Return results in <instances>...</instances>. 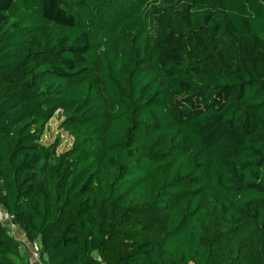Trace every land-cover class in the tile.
Returning a JSON list of instances; mask_svg holds the SVG:
<instances>
[{
  "label": "trees",
  "instance_id": "trees-1",
  "mask_svg": "<svg viewBox=\"0 0 264 264\" xmlns=\"http://www.w3.org/2000/svg\"><path fill=\"white\" fill-rule=\"evenodd\" d=\"M0 205L46 264H264V0H0Z\"/></svg>",
  "mask_w": 264,
  "mask_h": 264
},
{
  "label": "built area",
  "instance_id": "built-area-1",
  "mask_svg": "<svg viewBox=\"0 0 264 264\" xmlns=\"http://www.w3.org/2000/svg\"><path fill=\"white\" fill-rule=\"evenodd\" d=\"M0 221L7 226L10 233L21 243V248L26 254L28 264H46L43 260V245L39 239L30 240L24 234L17 232L18 226L13 221V216L0 205ZM17 234H20L18 236Z\"/></svg>",
  "mask_w": 264,
  "mask_h": 264
},
{
  "label": "rangeland",
  "instance_id": "rangeland-1",
  "mask_svg": "<svg viewBox=\"0 0 264 264\" xmlns=\"http://www.w3.org/2000/svg\"><path fill=\"white\" fill-rule=\"evenodd\" d=\"M63 119L62 115L56 114L48 123L45 134L43 136V142L47 145L59 143L58 151L61 152L70 147L72 143V137L60 128V122ZM17 232L23 234L20 229ZM20 236V234H17Z\"/></svg>",
  "mask_w": 264,
  "mask_h": 264
}]
</instances>
